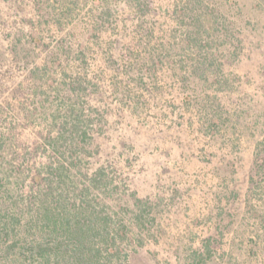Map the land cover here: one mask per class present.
<instances>
[{
  "label": "rangeland",
  "instance_id": "1",
  "mask_svg": "<svg viewBox=\"0 0 264 264\" xmlns=\"http://www.w3.org/2000/svg\"><path fill=\"white\" fill-rule=\"evenodd\" d=\"M62 2L0 0V102L19 114H28L33 105L40 117L41 102L45 107L58 102L54 86L33 88L42 75L31 78L30 71L44 62L46 49L72 41L68 37L72 33L50 26ZM64 2L69 8L62 13L67 22L78 9L86 11V1ZM32 3L43 5L48 15L42 18ZM175 3L182 1L152 0L153 13L147 18L139 12L127 17L122 21L125 35L135 39L132 31L137 29L139 36L144 30L150 44L119 59L105 56L97 64L100 88L93 104L107 118L102 141L108 159L104 153L102 160L110 163L117 183L113 197L119 203L124 197L128 205L146 204L147 212L134 239L136 249L116 264H192L193 251L209 236L215 249L199 264H264V245L257 249L245 234L251 214L245 215L244 208L237 217L232 209L241 206L254 151L264 140V1H206L219 8L207 31L202 30V35L213 38L209 45L215 50L209 65L213 75L198 71L196 81L184 84L168 78L160 65L140 63L157 41L167 43L173 36L180 42L184 30L171 24ZM38 37L42 47L27 45ZM47 55L54 64L55 56ZM221 59L226 62L221 64ZM149 72L153 81L145 90ZM9 106L7 111L12 112ZM33 122L28 125L35 128L25 127L24 135L39 130ZM35 137L24 136L23 141L32 146ZM129 209L127 217H133L136 209Z\"/></svg>",
  "mask_w": 264,
  "mask_h": 264
},
{
  "label": "trees",
  "instance_id": "2",
  "mask_svg": "<svg viewBox=\"0 0 264 264\" xmlns=\"http://www.w3.org/2000/svg\"><path fill=\"white\" fill-rule=\"evenodd\" d=\"M54 1H63L59 4L63 8L58 15H52L50 26L72 33L68 36L72 41L46 49L44 62L34 65L30 77L42 75L31 85L35 90H42L46 84L54 86L58 102L46 107L41 102L40 117L36 116V106L29 107L28 114H19L8 103L0 102V264H116L121 256L127 259L136 249L134 239L140 224H145L147 212L146 204L128 205L124 197L121 203L113 197L117 183L102 141L107 118L93 104L100 88L95 78L101 58L119 59L122 54L140 52L150 44L144 40V30L138 36L134 29L135 39L127 37L122 21L137 12L147 18L153 13L152 0ZM64 1H86V11L82 14L78 9L68 23L62 14L68 8ZM180 1L181 5L175 3L171 11L172 26L184 30L180 42L173 36L167 43L157 41L152 52L140 57V63L160 65L168 78L184 84L196 81L198 71L210 73L209 65L215 57V50H209L213 38L202 35V30L207 31L206 25L218 16L219 8L207 0ZM77 6V2L72 3L70 10ZM32 8L42 18L48 15L41 4L32 3ZM36 39L27 45L42 47L40 37ZM202 42L204 50L200 49ZM47 53L55 56V65L47 61ZM152 79L149 72L144 78L148 83L145 90ZM8 106L12 112L7 111ZM33 121L39 130L24 135L25 127L35 128ZM32 134L36 137L29 146L23 137L29 140ZM104 153L106 159L102 160ZM240 204L232 209L237 217L245 209V215L251 214L245 234L258 249L264 245L260 227L264 226V140L254 151ZM129 207L136 209L131 212L133 217H127ZM213 240L209 236L202 247L193 251L192 264L212 254Z\"/></svg>",
  "mask_w": 264,
  "mask_h": 264
}]
</instances>
